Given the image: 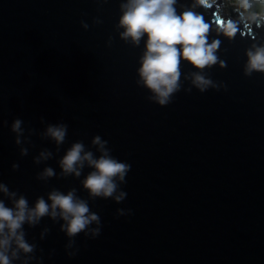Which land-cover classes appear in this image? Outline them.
<instances>
[{
	"label": "water",
	"instance_id": "water-1",
	"mask_svg": "<svg viewBox=\"0 0 264 264\" xmlns=\"http://www.w3.org/2000/svg\"><path fill=\"white\" fill-rule=\"evenodd\" d=\"M125 2L0 0V183L30 207L40 196L50 204L53 190L75 189L101 221L97 237L72 238L71 257L59 217L25 223L35 250L13 264H264V72L245 74L247 51L264 46V13L247 20L232 1L177 0V14L193 10L209 24L217 62L198 69L181 59L180 89L160 105L138 72L147 35L138 45L120 35ZM194 73L211 81L204 91ZM59 124L68 127L58 145L47 128ZM96 135L131 165L126 183L117 181L120 202L89 196L87 161L79 177L60 166L75 142L98 157ZM48 167L55 175L38 178ZM0 199L12 206L6 194Z\"/></svg>",
	"mask_w": 264,
	"mask_h": 264
},
{
	"label": "clouds",
	"instance_id": "clouds-1",
	"mask_svg": "<svg viewBox=\"0 0 264 264\" xmlns=\"http://www.w3.org/2000/svg\"><path fill=\"white\" fill-rule=\"evenodd\" d=\"M177 0H126L120 5L122 15L119 25L124 29L120 33L125 40L131 39L134 44H139L141 38L146 34L145 52L141 57L139 76L144 85L154 94V98L160 105L170 102L172 94L180 89L181 59L188 61L194 67L203 69L217 62L214 50L218 42L207 43L209 24L203 16L193 10H185L177 14L175 4ZM198 5L210 6L208 0H196ZM243 7L249 6L248 0H242ZM225 34L232 36L236 33L235 24L228 21L223 24ZM179 46V47H178ZM248 63L245 74L250 75L253 70L264 72V46H257L255 50L247 51ZM223 66V62H221ZM193 83L201 91L211 84L199 73H194ZM23 121L15 119L11 125L13 132L20 133ZM67 125H49L47 135L54 139L59 145L65 140ZM21 141L17 138L16 143ZM92 143L99 145L100 155L94 157L91 151H84L82 142H75L60 160V166L64 175H81L84 161L93 169L83 180V187L93 199L113 198L117 202L122 201L126 193L121 191L114 195L118 189L117 181L126 183L125 177L131 165L120 162L110 155V149L106 147L107 141L102 140L99 135L93 137ZM83 153V155H81ZM22 155H27V149H21ZM50 152L41 153L47 158ZM39 163V159L36 160ZM13 169L19 167L12 165ZM55 173L52 168H45L38 178L52 177ZM0 192L6 194L12 200V206H6L0 199V264H13V260L19 259L20 253H33L35 245L25 239L23 225H36L45 216L52 219L59 217L65 223L61 229L70 238L67 248L68 256H74L78 249L74 247L72 239L83 232L86 237L95 238L100 234L101 221L97 213L92 212L87 200L76 195L72 189L66 194L53 190L48 193L49 204L44 197H37L34 206H29L24 195L10 191L8 186L0 183ZM131 209H128V214ZM119 215H124L123 209H118ZM95 222L96 227L90 228ZM47 231V229H45ZM26 264V262H25Z\"/></svg>",
	"mask_w": 264,
	"mask_h": 264
},
{
	"label": "trees",
	"instance_id": "trees-1",
	"mask_svg": "<svg viewBox=\"0 0 264 264\" xmlns=\"http://www.w3.org/2000/svg\"><path fill=\"white\" fill-rule=\"evenodd\" d=\"M236 4L242 5V0H231ZM249 6L247 8L243 7L248 15L252 13H264V0H248ZM243 6V5H242Z\"/></svg>",
	"mask_w": 264,
	"mask_h": 264
},
{
	"label": "rangeland",
	"instance_id": "rangeland-1",
	"mask_svg": "<svg viewBox=\"0 0 264 264\" xmlns=\"http://www.w3.org/2000/svg\"><path fill=\"white\" fill-rule=\"evenodd\" d=\"M212 1H215V0H212ZM228 1H229L230 3H232L231 0H228ZM222 10H223V12L226 13V14H228L229 11H230V10H229V7L225 6L224 3H223V5H222ZM226 14H223V13H222V15L224 16V18H227ZM247 16H248V18H252V17H253V15H246V18H247ZM247 20H248V19H247Z\"/></svg>",
	"mask_w": 264,
	"mask_h": 264
},
{
	"label": "bare ground",
	"instance_id": "bare-ground-1",
	"mask_svg": "<svg viewBox=\"0 0 264 264\" xmlns=\"http://www.w3.org/2000/svg\"><path fill=\"white\" fill-rule=\"evenodd\" d=\"M227 1H228V0H227ZM228 2H229V1H228ZM223 3H224V5H225V6H227V7H228L227 3H225V2H223ZM247 19H248V16H247Z\"/></svg>",
	"mask_w": 264,
	"mask_h": 264
}]
</instances>
